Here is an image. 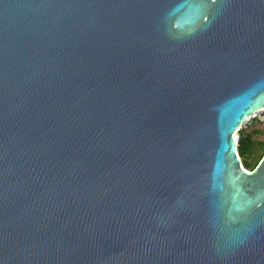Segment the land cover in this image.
Instances as JSON below:
<instances>
[{"label":"water","instance_id":"95a60500","mask_svg":"<svg viewBox=\"0 0 264 264\" xmlns=\"http://www.w3.org/2000/svg\"><path fill=\"white\" fill-rule=\"evenodd\" d=\"M264 0H0V264H264Z\"/></svg>","mask_w":264,"mask_h":264},{"label":"trees","instance_id":"16d2710c","mask_svg":"<svg viewBox=\"0 0 264 264\" xmlns=\"http://www.w3.org/2000/svg\"><path fill=\"white\" fill-rule=\"evenodd\" d=\"M237 152L243 167L248 171H252L264 157V142L257 141L249 132L239 130ZM255 154H257L256 158L254 156ZM251 158H255L253 159V163H249L248 161Z\"/></svg>","mask_w":264,"mask_h":264},{"label":"rangeland","instance_id":"374dc122","mask_svg":"<svg viewBox=\"0 0 264 264\" xmlns=\"http://www.w3.org/2000/svg\"><path fill=\"white\" fill-rule=\"evenodd\" d=\"M240 131L249 132L254 139L259 142H264V111L258 113L255 118H250L244 122L240 127ZM254 156L256 158L257 154ZM253 159H249V163H253Z\"/></svg>","mask_w":264,"mask_h":264},{"label":"built area","instance_id":"2783aa9c","mask_svg":"<svg viewBox=\"0 0 264 264\" xmlns=\"http://www.w3.org/2000/svg\"><path fill=\"white\" fill-rule=\"evenodd\" d=\"M258 113H260V112H258ZM258 113L254 114L251 118H255ZM239 130H240V128H239ZM239 130L236 132V141L239 138Z\"/></svg>","mask_w":264,"mask_h":264}]
</instances>
